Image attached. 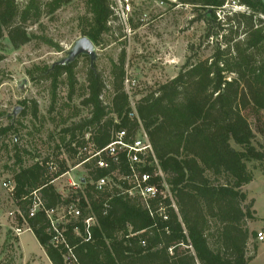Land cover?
I'll return each mask as SVG.
<instances>
[{"label":"trees","instance_id":"trees-1","mask_svg":"<svg viewBox=\"0 0 264 264\" xmlns=\"http://www.w3.org/2000/svg\"><path fill=\"white\" fill-rule=\"evenodd\" d=\"M70 1L0 0V45L7 37L15 50L26 46L36 38L29 27ZM176 1L194 13L204 11L198 17L207 24L206 38L217 39L209 58L196 63L188 59L176 77L135 101L133 115L122 52L111 66L108 103L102 74L95 65L88 68L81 105L89 115L62 130L64 146H57L56 154L24 166L14 140L18 168L13 170L12 196L22 215L17 226L26 225L34 233L51 264H65L66 249L53 244L55 233L44 210L30 216L34 192L46 210L64 216L60 229L78 264H250L256 256L257 246H249L257 236L249 227L256 221L255 200H249L245 187L254 179L249 163L262 162L264 153L253 146L256 135L245 113L264 124V5L261 0H234L245 8L241 12L225 8L227 0ZM84 2L89 16L81 32L95 46L112 24L123 29L114 0ZM219 10L224 12L220 21ZM4 59L0 52V63ZM75 67H46L31 79L51 81L54 106L61 77H67L70 99L74 95ZM37 113L34 103L32 115ZM141 130L154 156L140 157L133 169L127 152L116 146L117 156L104 151L83 165L81 189L60 191L53 183L80 163L76 148L93 144L100 151L118 133L125 132L128 143ZM16 134L14 123L0 125V143ZM99 160L107 167L99 168ZM102 178L108 184L97 192L95 183ZM138 184L156 188V195L143 198ZM71 205L80 210L79 217L67 214ZM88 218L95 220L89 227Z\"/></svg>","mask_w":264,"mask_h":264},{"label":"rangeland","instance_id":"rangeland-1","mask_svg":"<svg viewBox=\"0 0 264 264\" xmlns=\"http://www.w3.org/2000/svg\"><path fill=\"white\" fill-rule=\"evenodd\" d=\"M225 8L245 11L234 0H227ZM132 10L130 34L112 24L111 31L95 46L98 57L94 65L106 84L103 94L106 103L112 97L111 66L122 52L126 56V75L136 82L132 90L136 101L176 77L188 59L196 63L209 58L215 50L217 39L206 38L207 24L198 17L204 11L194 13L191 6L176 0H136ZM86 16L89 15L84 0H71L54 15H44L40 24L29 27L36 38L26 46L15 50L7 37L0 45L5 56L0 63V125L14 123L17 130L16 135L0 143V264H51L32 231L16 235L18 207L4 183L13 179V170L18 168L14 140L24 166H29L35 160L56 154V147L64 146L62 130L89 115V109L81 105L91 66L89 57L81 56L75 61L77 83L71 99L67 77L59 79L54 106L51 81L31 79V74L38 76L41 69L65 58L84 37L81 29ZM223 17L224 12L219 10L218 20ZM34 103L38 106L36 117L32 115ZM245 115L256 135L253 146L264 153V124L248 112ZM248 166L254 179L247 185L246 193L256 202L260 217L257 228L264 225V160ZM70 175L78 181L85 177V172L80 167ZM69 181V177L61 178L55 186L61 191L68 188ZM259 245L255 264H264V242Z\"/></svg>","mask_w":264,"mask_h":264},{"label":"built area","instance_id":"built-area-1","mask_svg":"<svg viewBox=\"0 0 264 264\" xmlns=\"http://www.w3.org/2000/svg\"><path fill=\"white\" fill-rule=\"evenodd\" d=\"M135 1L136 0H114L113 10L115 14L118 16L123 26V29H125V31L128 34L132 32L131 31V15L133 11L132 10L133 3ZM124 85H125L126 92L131 98V108H132L133 115H135L136 106H135V101L132 97V94H133L132 90L135 89L136 82L131 80L129 76L126 75ZM124 137H125V132L118 133V135L116 136V141L110 144L107 148L100 150V151H98L93 144H87L84 147L76 148V151H77L76 159L80 163L75 167H71L70 171L67 172L65 175L61 176L59 179L64 178V177H69L70 181H69L68 187L73 190L81 189V184L84 182L85 177L80 178L78 181H74L73 179H71V175H70L71 171L77 168L83 167V165L89 163L92 159L100 157L101 153L104 151L108 152L111 156H114V157L117 156L115 153L116 146H120L122 150L127 152V158H128V162H129L131 169H133L132 165L140 160V157L146 156L149 154L154 156L152 145L149 141L148 136L143 130H141L139 135L135 139H133L131 142H128V143L124 142L123 141ZM87 139H89V136L87 137ZM98 167L103 169L107 167V164L105 161L99 160ZM50 168L51 170H55V167L50 166ZM159 174L161 176L163 175L161 172ZM59 179L55 180L53 183L57 182ZM146 180H147V176H144L143 181H146ZM107 184H108L107 178H102L98 180L95 183L96 191L103 192ZM4 187L8 189L11 194H13L14 189H15V184L12 180L6 181L4 183ZM136 189L140 191L143 198L151 197V196L154 197L157 193L156 188L154 187L144 188V187H141L140 184L136 186ZM42 210H44L47 218L50 220L52 230L55 233V236L52 241L53 244L63 245L66 249V255L64 258L65 264H78V259L76 257V254L74 253L73 248H71L68 245L66 238L64 236V233L60 229V222L63 220L64 216L61 218L58 210L56 211L46 210L39 194L37 192H34L33 198H32V205L30 208V216L32 217L37 212L42 211ZM17 213L18 215L22 216L20 211L17 210ZM67 214L69 216L73 215L75 217H79L81 212L76 206L71 205L68 207ZM94 221H95L94 218H88L86 219L85 223L89 227L91 224L94 223ZM27 230H30V229H28L26 225H24L23 227L18 226L17 228L14 229L16 235L19 237L21 236L22 233H24ZM89 238H90V233L87 232V239ZM256 241L259 243L264 242V229L257 232Z\"/></svg>","mask_w":264,"mask_h":264},{"label":"water","instance_id":"water-1","mask_svg":"<svg viewBox=\"0 0 264 264\" xmlns=\"http://www.w3.org/2000/svg\"><path fill=\"white\" fill-rule=\"evenodd\" d=\"M264 5V0H261ZM87 56L90 58L91 66L94 65L95 61L97 60V53L96 47L92 43L90 39L87 37H83L82 39L78 40L74 46L67 52L65 58L61 59L60 61L54 63L52 68L55 66H69L75 63V61L81 57Z\"/></svg>","mask_w":264,"mask_h":264},{"label":"crops","instance_id":"crops-1","mask_svg":"<svg viewBox=\"0 0 264 264\" xmlns=\"http://www.w3.org/2000/svg\"><path fill=\"white\" fill-rule=\"evenodd\" d=\"M69 163V162H68ZM69 166H70V163H69ZM71 168V166H70ZM79 169V168H77ZM83 169V168H82ZM76 170V169H75ZM74 171V170H73ZM84 171V170H83ZM246 188L247 186L245 187V191H246ZM249 198V197H248ZM250 199V198H249ZM254 211H255V216H256V221L255 222H252L249 224V227H250V230L251 231H255V232H258V231H261L262 229H264V225L261 226V227H255L256 223L259 221L260 217L258 216V210H257V207H256V202L254 204ZM259 242L256 241V238L255 239H252L250 240V243H249V246H250V249H252L254 246H257V253H256V256L251 260L250 264H255L256 263V259H257V255L259 253Z\"/></svg>","mask_w":264,"mask_h":264}]
</instances>
